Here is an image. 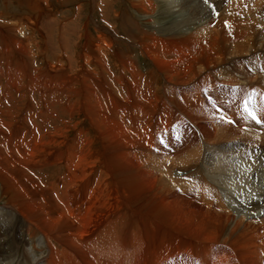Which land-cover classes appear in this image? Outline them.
I'll return each mask as SVG.
<instances>
[{
  "label": "bare ground",
  "instance_id": "6f19581e",
  "mask_svg": "<svg viewBox=\"0 0 264 264\" xmlns=\"http://www.w3.org/2000/svg\"><path fill=\"white\" fill-rule=\"evenodd\" d=\"M90 2L89 10L56 20L50 5L59 9L61 0H0V36L17 51L16 60H9L17 62L25 80L35 77L45 83L57 76L69 101L62 108L66 121L25 142L18 139V129L26 124L12 120L6 130L0 116V264H164L163 258L175 251L193 253L209 264H264V129L219 124L212 133L219 148L206 143L203 134L204 142H189L175 163L164 160L160 165L152 157L155 127L150 129L158 107L168 104L194 122L190 109L202 102L200 85L207 86L211 74L227 85L264 83V72L258 75L256 69L259 54L254 53L264 41L259 27L264 25V0L214 1L212 18L204 22L205 0ZM12 11H18L16 18ZM18 26L24 34L28 30L37 48L39 32L52 50L51 61L43 69L37 65L35 76L24 55L29 46H14L20 38L29 45L30 37L16 36ZM132 45L135 55L130 54ZM242 59L255 72L239 66ZM142 60L149 65L146 73ZM108 61L117 89L109 83ZM233 63L236 69H228ZM8 73L14 85L13 69ZM84 121L85 129L80 127ZM146 165L162 171L160 185L152 173L145 174ZM174 165L183 172L177 173ZM132 166L145 174L143 183L136 182ZM257 167L262 185L257 181L243 187ZM29 168L38 170V176ZM170 182L198 190L202 198L210 193L222 211L231 204L233 218L226 222L211 209L193 214L195 209L182 210L165 198L155 202L165 190L162 185ZM210 201L204 202L207 208H212ZM242 222L248 225L243 228ZM161 250L165 252L159 254Z\"/></svg>",
  "mask_w": 264,
  "mask_h": 264
},
{
  "label": "rangeland",
  "instance_id": "374dc122",
  "mask_svg": "<svg viewBox=\"0 0 264 264\" xmlns=\"http://www.w3.org/2000/svg\"><path fill=\"white\" fill-rule=\"evenodd\" d=\"M64 1V2H63ZM61 0V2L64 4V5H62V6H60V8L58 9H56V8H54V6L52 5H50V14H51V16L52 17H55V19L56 20H60L61 19V17H63V15L65 16V15H72L71 17H73L74 16V14L76 13L77 14V11L79 12L80 11V13H81V11L83 12V11H85V10H87L90 6H92V2H90V0H78V1H76V0H66V2H65V0ZM210 0H208V3L206 4L207 6V10L205 11V13H206V15L208 16H206V18L203 20V22L204 21H206V20H208V19H210V18H212V13H211V11L213 10H215L216 9V7H215V9H214V1L215 2H217V0H213L211 3L209 2ZM253 1V0H252ZM75 2V3H74ZM84 2V3H83ZM86 2H88V3H86ZM65 3H67V4H65ZM70 3V4H69ZM91 3V4H90ZM80 6H79V5ZM209 4V5H208ZM15 5V4H14ZM24 5H25V2H24ZM72 5V6H71ZM79 6V10H78V6ZM88 5H89V7H88ZM85 6V7H84ZM88 8H87V7ZM211 7V8H210ZM63 8V9H62ZM263 9H264V5H263V7H262ZM76 9V10H75ZM243 9H245V8H242V10ZM70 10V12H68ZM89 10V9H88ZM22 12V11H21ZM218 10H217V12H215V16L216 15H218ZM222 11H220V14L222 15L223 13H221ZM14 13V14H13ZM209 13H210V15H209ZM11 14H13V17H15L16 18V14H19L18 13V11L16 12V11H12V13ZM21 14V13H20ZM75 14V15H76ZM263 14V13H262ZM55 15V16H54ZM264 15V14H263ZM70 17V18H71ZM78 18V17H77ZM65 19V18H64ZM76 19V18H75ZM78 19L75 21V25L76 24H79V22L80 21H78ZM81 24V23H80ZM57 25H59V27L61 26L60 24H58L57 23ZM196 26V25H195ZM219 26H221L220 24H219ZM262 26V27H261ZM81 27V26H80ZM259 27H261L260 29H263L264 30V25H260ZM24 28V27H23ZM93 29V28H92ZM23 30H25V34H23V35H26V33H27V31L28 30H26V28H24ZM0 31H2V30H0ZM6 31V30H5ZM8 31V30H7ZM10 31V30H9ZM16 31V30H15ZM54 31V30H53ZM52 31V32H53ZM11 32V31H10ZM51 32V34L52 35H50V36H53L54 34ZM262 32H264V31H262ZM15 33V32H14ZM36 34H37V36L39 35V37L41 36L40 34H39V32H36ZM56 34H57V30H56ZM54 35V37L56 38V39H58L57 37H58V35ZM11 36H12V34H10ZM18 35H20V34H18L17 32H16V36L19 38V36ZM14 36H15V34L13 35V39H14ZM57 36V37H56ZM20 37H21V35H20ZM27 37H30V38H28V39H32V36H27ZM47 38V37H46ZM50 38H52L53 40H55L53 37H50ZM52 39H50L49 41H51ZM15 40V39H14ZM22 40V41H21ZM69 41H70V38L68 39ZM74 39H72L71 40V42L73 41ZM2 41V42H1ZM16 41V40H15ZM68 41V42H69ZM7 42V41H6ZM9 42V41H8ZM7 42V43H8ZM29 42V41H28ZM71 42H69V44L71 43ZM2 43V46H1V49L0 50H2L1 52H0V55H1V53H2V55L0 56V66L2 65H4L3 66V70L4 69H8V67L7 66H10V70L11 69H13L14 67H17L18 65H17V62H16V65H15V63H14V59L16 60V58H14V56H17V51H16V47L15 48H13V46L11 45V43H10V45L9 46H7V44H4V42H3V38H2V36H0V44ZM21 43V44H20ZM29 44V43H28ZM36 44V43H35ZM7 46V47H5V46ZM20 45H25V47L26 48H28L27 46H29V45H27V43H26V41H24V39H22V38H20V40H19V43L17 44V43H15L14 44V46H17V47H19ZM38 45H39V41H38ZM53 45H54V43H53ZM262 46V47H261ZM260 47V48H259ZM259 47H258V49H255L254 50V53L255 54H259V55H264V41L262 42V41H259ZM5 48V49H4ZM7 48V49H6ZM10 49L12 50V51H10ZM7 50H8V53L9 54H7ZM132 52L130 53L131 55H135L136 53H134V50H135V48H134V46L132 45ZM257 50V51H256ZM261 50V51H260ZM228 51V50H227ZM226 51V54L225 55H230V53H229V51L227 52ZM12 52H14L13 54H15V55H12V54H10V53H12ZM258 52V53H257ZM3 53H5L4 55H3ZM25 53L27 54V57L25 56V58L27 59V61L30 63V66H32V67H34V64H33V61H31V57H29L30 55V52H24V55H25ZM50 53H52V50H51V52ZM228 53V54H227ZM261 53V54H260ZM3 56L5 57V58H3ZM13 57L14 59H12L11 61L9 60L10 58L9 57ZM244 56H247V54L246 55H244ZM244 56H241V57H238V58H243ZM20 57V56H19ZM255 57H258V55H255ZM1 58H3V59H1ZM29 59V60H28ZM243 60V59H242ZM4 61V62H3ZM245 61V62H244ZM259 64H261L262 63V66L260 67L259 65H258V63H257V66H256V69H257V72L259 73L258 75H261V73H263L264 72V61L262 60V58H259V60L257 61ZM111 63V64H110ZM139 63H140V65H141V69L143 70H141L142 71V73H146L147 72V67H149V65H146L147 64V62L145 61V60H142V61H139ZM146 63V64H145ZM248 65V62L246 61V60H243V61H240L239 62V66H243V64H244V66L242 67L243 69H245V71H247L248 73H252V72H255L254 70H253V68L250 66V65H248V67L246 66V64ZM13 64V65H12ZM31 64H33V65H31ZM108 64L110 65V68H112V71H111V76H112V78H111V76L110 75H108V77L110 78V80H109V83H111V85L113 86V88L115 87H117L116 86V82L114 81V78H115V69H114V66H113V64H112V61H108ZM146 65V66H145ZM234 65H235V63H233V64H231V68L232 67H234ZM28 66V65H27ZM13 67V68H12ZM240 67V68H241ZM19 70H18V69ZM17 68H14L15 69V71H16V73H17V78H18V73L20 74V75H24V73H23V71L21 72L20 71V68L19 67H17ZM227 68L228 69H230V70H233V69H236V68H230V66H228L227 65ZM250 68V69H249ZM2 68L0 67V70H1ZM27 69H30L29 70V72L32 70L33 71V69L30 67L29 68V66H28V68ZM111 70V69H110ZM5 71V70H4ZM7 71H9V69L8 70H6L5 72L7 73ZM17 71H19V72H17ZM114 71V72H113ZM21 72V73H20ZM28 72V73H29ZM32 73V72H31ZM30 74V73H29ZM23 75H22V77H23ZM30 75H32V76H35V72H33V74H30ZM30 75L28 76V75H26L27 77H30ZM213 75L211 74V76H210V78H209V81H208V83H207V86H204V94H203V96H201V98H202V102H203V104H202V102H201V100H199V102H197V105H192V107H194V108H192V109H190L191 110V112L194 114H192L191 112V115L193 116V118H194V122L195 121H197L196 123H194V125H195V127L197 128V130H196V133H194L193 131L191 132V134H189L188 135V137L183 141V142H181V144H179L178 145V143H174V145L172 144V143H170L168 140H166V143H165V145H160V144H156L157 142H156V137H157V132L159 131V129L163 126V127H165L166 125H167V123H169L170 121H167L168 119L166 118V114L167 115H170V118L171 119H174L175 117H177V116H175V115H178L179 113H182L181 111H180V108L179 107H176L174 104H168V106H160V107H158V109L156 110V112H155V115L151 118V124H150V126H151V128L150 129H153L152 127H155L154 129H153V131H152V135H153V141L152 142H154L153 144H152V146H151V151H152V157H154L156 160H157V162L159 163V165L160 164H162V163H165L164 162V160L167 162V161H169V163H171V161H172V163H175V160L176 159H178L177 158V155L180 153V151L186 146V145H188V143L189 142H198V141H201V136H203L204 137V135L203 134H207V138H206V143H209V144H211L212 142V146H214V148L215 147H218L219 148V144H217V139L216 140H214V141H212L213 140V137H212V133L214 132V130L216 129V128H218V126H219V124H221V125H223V124H229V125H231V126H233L234 127V129H236V128H241V127H243V128H241V130H244V129H259V130H263L264 129V126H259V125H257V124H247V126H245V128H244V125L242 126V124H233V123H231V122H229V121H227L226 119H225V116H230L228 113H225V111L224 110H222L221 111V109H219L218 108V105H217V101H216V98L214 97V93L212 94V91L209 89V87H212V85L211 84H209L210 83V81H213L214 79H216L214 76L212 77ZM264 77V76H263ZM32 80H34L35 82H36V80L34 79L35 77H30ZM29 78V79H30ZM58 79V77L56 76V77H51V79L50 80H56V79ZM108 78V79H109ZM29 79H27V80H29ZM30 79V81H31V84H33V85H31L32 87H36V88H38L37 87V85L34 83V81H32ZM112 80V81H111ZM29 81V82H30ZM111 81V82H110ZM216 81L217 82H221L220 80H217L216 79ZM222 83V82H221ZM246 83V82H245ZM114 84V85H113ZM222 84H224V85H227V83H222ZM238 85H236L235 84V86H239V83H237ZM248 83H246V84H241V85H247ZM240 85V86H241ZM248 85H250V84H248ZM261 87H262V89L264 90V83L262 82L261 84H259ZM229 86V85H228ZM208 87V88H207ZM207 88V89H206ZM117 89V88H116ZM161 90H162V92H161ZM159 91H160V93L163 95V96H165L166 98H168V97H172V94H171V91L169 92L168 91V89H163V88H159ZM36 93H38V91H35ZM117 92H119V91H117ZM177 94H180V95H182V93L181 92H177ZM173 95H175V94H173ZM180 95H176V99L178 100L179 99V101H181V102H183L184 103V98L182 97L181 98V96ZM65 98H66V96H65ZM68 98V97H67ZM191 98V100H193L194 98L191 96L190 97ZM25 99H26V97H25ZM67 100V99H66ZM64 102H66V103H64L63 104V108H65V105H67V102H69L68 100L67 101H64ZM201 102V103H200ZM200 103V104H199ZM57 104V105H56ZM58 104H60L59 102H56L54 105V107L56 108V109H58L59 107H60V105H58ZM196 106H200L201 107V109H195V108H197ZM199 107V108H200ZM203 107H205V111H204V109H203ZM167 110V111H166ZM199 110H202V111H204V112H201V111H199ZM162 112V113H161ZM161 113V114H160ZM162 114H164L163 116L165 117V119L163 118L162 119V122H160V117L162 118ZM184 114V113H183ZM173 115H174V117H173ZM186 115V114H185ZM156 116H158L157 118H155ZM192 118V117H191ZM157 120V121H156ZM164 120V121H163ZM191 121H193V120H191ZM160 123V124H159ZM87 123L84 121L82 124H81V126L80 127H82V128H84L85 129V127L87 128L88 126L86 125ZM153 124H155L154 126H153ZM157 124V125H156ZM203 125V126H202ZM218 125V126H217ZM208 126V127H207ZM253 126H255V127H253ZM201 127H207L206 129H208V130H205V131H203V128H201ZM216 127V128H215ZM237 130V129H236ZM207 131V132H206ZM205 132V133H204ZM261 132V131H260ZM72 136L71 137H73L74 135L73 134H71ZM232 135V134H231ZM233 135H240L238 132H236V133H233ZM227 139V138H226ZM145 141V140H144ZM228 141V140H227ZM201 142H204V141H201ZM215 142V143H214ZM172 144V145H171ZM232 145H234V146H238V145H240V144H234V142H232L231 143ZM175 147V148H174ZM225 154H227V152L225 153ZM157 156V157H156ZM173 159H172V158ZM161 160V161H160ZM171 160V161H170ZM162 162V163H161ZM132 163H134L133 161H132ZM131 163V164H132ZM151 163V162H150ZM171 163V164H172ZM256 163H258L257 161H256ZM257 165H259V164H257ZM261 165H263V163L261 164ZM176 168H175V170H176V172L177 173H179L180 171H182V170H178V167L176 166V165H174ZM137 169H136V168ZM147 167V168H146ZM145 168L146 169H148V172L146 171L145 172V174L147 173V174H150V173H152L151 175H153L154 176V178H155V180H156V184H158V185H160L161 183H162V181H163V179H164V177H163V173H162V171L160 170H158L157 168H155V166H152V165H146L145 166ZM154 168V169H153ZM135 169V170H134ZM139 169V170H138ZM151 169H153V170H151ZM155 169H157V170H155ZM258 167H257V169L256 170H254V172H252L251 173V175L250 176H248L246 179L247 180H245L246 181V183L245 184H243V187H249V186H254V185H256L257 184V181H259V183H261V185H262V181L260 182V180L257 178L258 176ZM132 171L134 172V173H137L138 175L136 176V182L139 184L140 183V181H141V183H143V181H144V176L143 175H145L141 170H140V168L139 167H137V166H132ZM149 171H151V172H149ZM154 172V173H153ZM157 172V173H156ZM183 172V171H182ZM182 172H180V173H182ZM258 172V173H257ZM143 173V174H142ZM156 173V174H155ZM256 173V174H255ZM140 174V175H139ZM142 174V175H141ZM156 175H158V176H156ZM156 176V177H155ZM161 176V177H160ZM257 176V177H256ZM142 177V178H141ZM146 177V176H145ZM186 177V176H185ZM253 177H255V179L253 178ZM34 178V177H33ZM159 178V179H158ZM160 178H161V180H160ZM160 180V181H159ZM189 179H187V182H190V181H188ZM263 180H264V178H263ZM255 181V182H254ZM160 182V183H159ZM140 183V184H141ZM165 184V183H164ZM246 185V186H245ZM174 186V187H173ZM179 186V184H177V185H172V182H170L169 184H165L164 185V187H163V185H162V188H163V190H164V192L161 190V195L159 194V196L158 197H155V202H158V201H162V199L161 198H165L166 199V201L168 202V201H171L172 202V204L176 207L177 206V208H182V210H186V209H190V210H193V209H195V210H193L192 211V213L193 214H196L197 212H195V211H206V209H211V210H213L214 211V213H216V212H219V215L221 216V218H222V220H224V221H229V220H231L232 218H233V215L235 214V212L233 211V208H231L232 207V205L230 204H225V208L227 209V210H225V209H223V211L222 210H220V208L218 207V205H217V203L215 202V200H213V202H211L210 200H208L207 199V196L206 197H204V198H202L201 197V195H197V196H200V197H197V196H195V195H192V194H190V193H188V192H190V191H194L195 189H188V188H185V187H178ZM166 187V188H165ZM171 188V189H170ZM172 189H174V190H172ZM186 190V191H185ZM163 192V193H162ZM204 195H206V192L204 193ZM168 198V199H167ZM173 199V200H172ZM178 201L180 202L179 203V205H178ZM210 201V204H211V206H212V208L209 206V208H207V206H206V204L205 203H208ZM205 202V203H204ZM161 203V205L163 206V203L162 202H160ZM203 207V208H202ZM228 207V208H227ZM162 209H164L165 210V208H163V207H161ZM214 208V209H213ZM229 209V210H228ZM216 210V211H215ZM218 210V211H217ZM225 210V211H224ZM232 212H231V211ZM167 211V210H166ZM212 211V212H213ZM226 221V222H227ZM152 222H154V221H152ZM155 223V222H154ZM23 224V223H22ZM150 224H151V222H150ZM253 224L254 225H256L255 223H252L251 224V226H253ZM248 224H244V222H242V226L241 227H246ZM241 227H240V229H241ZM20 228H23V227H20ZM121 245V248L123 247L124 248V250H127V247L126 246H128V245H123V242L122 243H120ZM168 244H170V243H166L164 246L166 247V246H168ZM227 246V245H226ZM126 248V249H125ZM229 248V247H228ZM165 251H160L159 252V254H163ZM171 253H173V252H171ZM170 253V254H171ZM169 253L166 255V258H163V263L164 264H177L179 261H178V259L176 258V257H174V253H173V255L171 254L170 255ZM200 258V257H199ZM171 259V260H170ZM167 260V261H166ZM200 261H202L201 259H200ZM168 262V263H167ZM179 264V263H178ZM209 264V263H208Z\"/></svg>",
  "mask_w": 264,
  "mask_h": 264
},
{
  "label": "built area",
  "instance_id": "2783aa9c",
  "mask_svg": "<svg viewBox=\"0 0 264 264\" xmlns=\"http://www.w3.org/2000/svg\"><path fill=\"white\" fill-rule=\"evenodd\" d=\"M20 30H22V28L18 26L17 32L23 36L24 32H20ZM24 36H29V33H26ZM28 41V51L30 52L31 61H33L34 64L33 72H37L38 66L41 65L42 69L45 68L47 62L51 61L52 56L50 55V50H47L49 49L47 43L42 37H39V35L35 38V41H39V48L35 46L33 39H28ZM1 46L2 45H0V49ZM54 63L56 64V62ZM0 67L2 68L0 70V116L3 119L2 127L4 129L7 130V127L10 128L12 120L21 123L24 122L26 128L22 127L23 129H18V139H23L25 142L30 136L35 137L39 134L42 136V132L47 134L58 125H61L62 122L66 121V116L62 113V105L64 104L65 96L61 94V89H59L61 84L60 79L50 80L45 78V83L34 82L38 87L36 88L32 87L29 80L23 79L20 74L17 78V73L13 68V85L9 81L10 73H8V71L5 73L2 65ZM7 67L10 69V66ZM142 85L143 82L141 86ZM35 91H38V93ZM42 95L44 97H41ZM56 102L61 104L58 109L54 107ZM10 112H13L12 116L10 115ZM163 115L164 114L161 115L162 119H165ZM162 131L163 126L157 133ZM29 170L33 176H38L39 171H35V168H29ZM44 173L46 172L44 171Z\"/></svg>",
  "mask_w": 264,
  "mask_h": 264
},
{
  "label": "snow or ice",
  "instance_id": "6c2138e0",
  "mask_svg": "<svg viewBox=\"0 0 264 264\" xmlns=\"http://www.w3.org/2000/svg\"><path fill=\"white\" fill-rule=\"evenodd\" d=\"M205 3L207 4L208 3V0H205Z\"/></svg>",
  "mask_w": 264,
  "mask_h": 264
}]
</instances>
